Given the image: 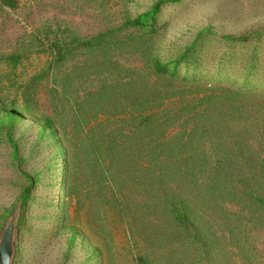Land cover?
Returning <instances> with one entry per match:
<instances>
[{
	"label": "rangeland",
	"instance_id": "obj_1",
	"mask_svg": "<svg viewBox=\"0 0 264 264\" xmlns=\"http://www.w3.org/2000/svg\"><path fill=\"white\" fill-rule=\"evenodd\" d=\"M166 1L0 0L12 264H264V0Z\"/></svg>",
	"mask_w": 264,
	"mask_h": 264
},
{
	"label": "water",
	"instance_id": "obj_2",
	"mask_svg": "<svg viewBox=\"0 0 264 264\" xmlns=\"http://www.w3.org/2000/svg\"><path fill=\"white\" fill-rule=\"evenodd\" d=\"M15 249V229L9 227L0 242V264H12Z\"/></svg>",
	"mask_w": 264,
	"mask_h": 264
},
{
	"label": "trees",
	"instance_id": "obj_3",
	"mask_svg": "<svg viewBox=\"0 0 264 264\" xmlns=\"http://www.w3.org/2000/svg\"><path fill=\"white\" fill-rule=\"evenodd\" d=\"M179 0H169V1H166V2H159L156 6H155V9L154 11L150 14V15H141L139 16L137 19H135L133 22L130 23V26L132 27H135V28H146L148 27L149 23H148V18H151V20L153 21L152 25L154 24V21H155V18L161 8V6L164 4V3H168V2H178ZM156 69L157 71H159L160 73H165L167 71V67L163 64H161L160 62H156ZM47 125L49 127L52 126V120L51 119H48L47 120Z\"/></svg>",
	"mask_w": 264,
	"mask_h": 264
}]
</instances>
